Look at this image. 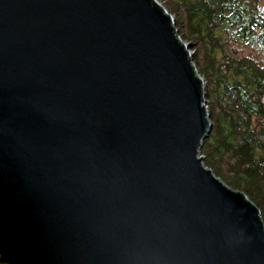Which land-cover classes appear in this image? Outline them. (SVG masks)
Listing matches in <instances>:
<instances>
[{
	"label": "water",
	"instance_id": "water-1",
	"mask_svg": "<svg viewBox=\"0 0 264 264\" xmlns=\"http://www.w3.org/2000/svg\"><path fill=\"white\" fill-rule=\"evenodd\" d=\"M212 128L158 0H0L8 264H264L260 208L200 156Z\"/></svg>",
	"mask_w": 264,
	"mask_h": 264
},
{
	"label": "trees",
	"instance_id": "trees-1",
	"mask_svg": "<svg viewBox=\"0 0 264 264\" xmlns=\"http://www.w3.org/2000/svg\"><path fill=\"white\" fill-rule=\"evenodd\" d=\"M206 80L204 164L264 221V0H160ZM0 264H8L0 255Z\"/></svg>",
	"mask_w": 264,
	"mask_h": 264
},
{
	"label": "rangeland",
	"instance_id": "rangeland-1",
	"mask_svg": "<svg viewBox=\"0 0 264 264\" xmlns=\"http://www.w3.org/2000/svg\"><path fill=\"white\" fill-rule=\"evenodd\" d=\"M160 3H162L163 5H164V3L162 2V1H160V0H158ZM188 43V42H187ZM190 44V43H189ZM192 53H193V50H192ZM205 80V79H204ZM205 83H206V80H205ZM206 89H207V87H206ZM201 156V155H200ZM209 168V167H208Z\"/></svg>",
	"mask_w": 264,
	"mask_h": 264
},
{
	"label": "built area",
	"instance_id": "built-area-1",
	"mask_svg": "<svg viewBox=\"0 0 264 264\" xmlns=\"http://www.w3.org/2000/svg\"><path fill=\"white\" fill-rule=\"evenodd\" d=\"M263 100H264V96H263Z\"/></svg>",
	"mask_w": 264,
	"mask_h": 264
}]
</instances>
